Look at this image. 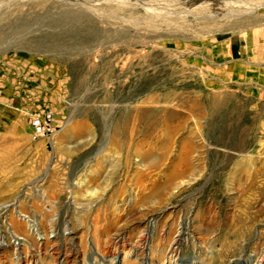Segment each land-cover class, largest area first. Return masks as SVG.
Returning <instances> with one entry per match:
<instances>
[{
  "label": "rangeland",
  "instance_id": "374dc122",
  "mask_svg": "<svg viewBox=\"0 0 264 264\" xmlns=\"http://www.w3.org/2000/svg\"><path fill=\"white\" fill-rule=\"evenodd\" d=\"M175 248L264 250V0H0V264Z\"/></svg>",
  "mask_w": 264,
  "mask_h": 264
},
{
  "label": "built area",
  "instance_id": "2783aa9c",
  "mask_svg": "<svg viewBox=\"0 0 264 264\" xmlns=\"http://www.w3.org/2000/svg\"><path fill=\"white\" fill-rule=\"evenodd\" d=\"M31 125L38 136L53 137L57 131L55 113L51 109H39L31 114Z\"/></svg>",
  "mask_w": 264,
  "mask_h": 264
},
{
  "label": "bare ground",
  "instance_id": "6f19581e",
  "mask_svg": "<svg viewBox=\"0 0 264 264\" xmlns=\"http://www.w3.org/2000/svg\"><path fill=\"white\" fill-rule=\"evenodd\" d=\"M72 11L77 12V11H80V9H79V7L77 5H73V10ZM86 15H87V18H92L93 17L91 14H89V15L86 14ZM82 16L83 15L81 14V12H79V14L74 15V19H80ZM55 23L56 24H62L63 22L61 20H57V21L55 20ZM93 34H94V32H93ZM129 252L130 251L125 252L124 258H127L128 255H130ZM169 254L170 255H168V257L164 256L163 260L167 258L169 264H180V263L177 262V259H179V257H178V253L176 251V248L174 250L172 249ZM182 264H186V263H182ZM246 264H264V250L262 249V250L256 251V255L251 260H249Z\"/></svg>",
  "mask_w": 264,
  "mask_h": 264
}]
</instances>
